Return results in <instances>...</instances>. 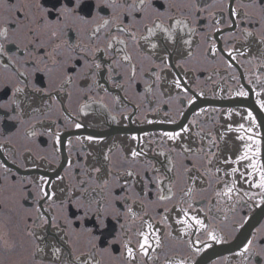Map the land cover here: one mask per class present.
Listing matches in <instances>:
<instances>
[{"label":"flooded vegetation","instance_id":"af4514ba","mask_svg":"<svg viewBox=\"0 0 264 264\" xmlns=\"http://www.w3.org/2000/svg\"><path fill=\"white\" fill-rule=\"evenodd\" d=\"M171 2L178 10L186 0ZM241 2L198 0L195 18L189 16L188 23L195 31L190 33L183 25L174 30L173 43L167 47L170 52L175 49V54L167 67L160 64L162 50L153 59H145L146 42L141 41L137 51L127 36L115 33V25L101 28L94 46L101 49L96 56L104 69L97 73L95 84L82 75L84 53L79 49L72 53L62 45L64 39L89 45L91 29L100 25L101 17H111L110 9H98L97 0H81L79 8L76 0H8L0 6V29L8 33L7 38L0 37L4 48L0 52V148L4 149L0 150V190H7L14 198L9 203L18 202L16 223L0 229V264H32V244L25 236L31 221L26 224L24 216L27 212L35 215L37 209L50 218L57 217L62 226L65 216L72 220L68 231L75 229L78 234L74 237L76 250L64 244L65 253L87 254L95 243L93 259L99 264H129L123 245L128 242L135 250L136 233L148 231L146 223L157 231L162 246L157 248L149 233L152 247L148 256L137 254L130 264H264L261 256L245 260L236 255L248 240L255 239L264 247L260 244L264 240V190L252 186L264 171V45L258 43L264 24L258 15L232 16L231 10ZM153 6L164 11L167 4L154 0ZM62 8H75L88 23L65 18ZM36 18L43 22L42 47L34 43L30 56L20 34L34 28ZM164 22L170 23L166 18ZM144 23L148 21L137 24L136 31L146 35ZM50 30L57 31L55 40L49 39ZM245 30L253 33L247 40ZM109 31L127 39L126 49L113 41V48L103 51ZM185 39L193 41L190 49L182 44ZM150 40L161 49L165 45L159 30ZM57 43L61 45L62 65L51 77L34 71L36 57H45ZM182 47L192 52L191 58L180 56ZM125 54L131 61L123 60ZM39 67H44L42 62ZM60 68L73 77L63 92L59 90ZM153 72L162 77L159 86ZM175 80L180 81V88ZM24 81L28 94L16 97L21 100L17 110L10 101L14 88L24 87ZM32 86L57 97L44 117H32V108H41L47 100L33 95ZM241 90L247 95H238ZM41 119L43 124L38 123ZM76 123L82 127L76 128ZM49 125L53 135L48 134ZM28 131L36 135L29 136ZM165 133L180 135L170 140ZM89 136L93 141L87 139ZM245 145H251L247 151L252 159L235 162ZM133 149L143 152L135 161L130 155ZM106 154L108 160L104 159ZM253 161L256 171L248 167ZM97 167L101 172L93 173ZM233 168L237 171L232 172ZM129 170L136 174L133 178L124 175ZM41 177L46 183H41ZM89 177L108 180L107 189L95 188ZM191 177H196L195 183ZM233 184L230 195H217ZM40 187L54 191L61 206L50 207L48 200L40 198ZM190 187L193 190L189 193ZM161 195L167 198L161 200ZM129 207L136 217L128 213ZM191 217L202 220L205 228H198ZM100 219L104 220L103 228L99 227ZM178 219L186 223H177ZM84 230H91L96 239ZM209 231L221 242L209 239ZM62 235L49 228L47 238L60 241ZM5 240L14 244L11 250L3 247Z\"/></svg>","mask_w":264,"mask_h":264},{"label":"snow or ice","instance_id":"6c2138e0","mask_svg":"<svg viewBox=\"0 0 264 264\" xmlns=\"http://www.w3.org/2000/svg\"><path fill=\"white\" fill-rule=\"evenodd\" d=\"M8 0H0V6H4ZM154 0H97V8L102 10L104 8L111 10V17L110 18H103L101 17V23L97 27L91 29L92 35L89 37V45H84L79 41L76 44H71L70 39L63 40V47L69 49L70 52L75 53L77 49H79L82 53H84V60H85V67L83 69V77H90L92 79V84L96 83L95 77L97 73L101 72L104 69V65L101 62H98V58L96 56L97 52H100L101 49L99 47L94 46V40L99 39V32L101 28H108L110 25H115V33L122 34L127 36L132 43L135 45L137 51H140V42L144 41L147 43V52L142 53L145 59H153L154 56L159 54V52L163 51V56L160 59V64H163L167 67V61H170L171 55L175 54V49L171 52L169 51L167 45L173 43V34L174 30L177 29L178 26L183 25L185 28H188L189 23V16L195 18V15L198 11V0H186L179 9L177 10L176 5L171 2V0H165L167 7L164 11H160L159 9L153 6ZM81 5V0H76V8H79ZM23 7V5H21ZM39 7V5H37ZM243 10V11H241ZM62 15L67 17H73L76 20H79L83 23H88V21L81 16L76 14L75 8H62L61 10ZM231 14L234 17H245V18H252L255 16H259L260 21L264 24V0H242V2L238 5V8H233L231 10ZM170 21V23L166 24L164 19ZM126 21H130V23H126ZM144 21H148V23H144V31L146 35L143 33H138L136 31L137 24L143 23ZM35 27L28 28L27 31L22 32L20 34V39L26 41L24 43V48L28 50V55L33 54V50L31 46L36 43L38 47H42L39 45V39L42 33L40 32V26L43 23L39 18H36ZM20 27L22 28L23 25L21 24ZM45 27H49V25H45ZM157 30L163 34L165 39V45L161 49L157 43L152 42L150 40L151 37L156 36ZM190 33L194 32L195 29L188 28ZM113 34L109 31L107 36V42L104 46L103 51L107 52L108 50L113 48V41H116L117 44L125 45V49L127 46V39H120L119 35ZM7 29H0V37L7 38ZM49 39L55 40L58 33L55 30H50L47 32ZM243 36L245 40L248 37L253 36V33L249 30H245L243 32ZM193 41L190 39H185L182 41L183 45L188 46L191 48ZM258 43L264 45V34H262L259 39ZM61 45L59 43L52 45V50L45 56V57H36V65L34 66V71H44L45 74L49 75L50 77L57 71L58 67L63 63V57L59 53V48ZM125 49H121V51H125ZM250 49V45H249ZM4 50L3 44L0 43V52ZM248 50V49H246ZM180 56L184 57L185 55L188 58L192 57V52L189 50L185 52L183 47L180 49ZM244 52H241L243 55ZM231 55V53H230ZM91 57V58H89ZM132 57L129 54H125L123 56L124 61H131ZM49 61L51 62L49 64ZM43 63L44 67H39L40 63ZM115 63L119 64V61H114ZM155 67V63L153 64ZM60 71L63 73L62 79L60 80L59 90L63 92L66 86H69L73 83L72 75L65 71L63 68H60ZM109 72V76L111 77L112 68L109 67L107 69ZM136 68L133 65L131 68L132 78H135ZM152 75L155 77V81L157 86H159L162 77L159 72H153ZM175 86L177 88L181 87L180 81H174ZM92 84H89V90L92 88ZM26 88H28L27 81H24V87L17 85L13 90V97L10 101V105H14L15 109L20 110L21 108V100L16 99L18 95L20 96H27ZM32 94L36 95L39 94V97L42 101L47 100L42 103L41 108L44 109V112L41 111V108L34 107L32 108V117L36 115H40L44 117L46 112L50 109L51 102L56 101L57 97L54 92H48L35 86H32ZM240 96H246L247 93L241 90L237 93ZM3 107V105H0ZM261 107L264 108V102H261ZM31 118V117H30ZM249 120L252 118V114L249 113L248 117ZM12 119H17L16 116H13ZM23 120V117H20ZM38 123L43 124L44 120L41 119ZM34 127V125H30V128ZM76 128L82 127L80 123L75 124ZM231 129V126H229ZM240 129L244 128V125L241 124L239 126ZM185 132L188 129H184ZM251 131V129H248ZM48 134L53 135L51 131V127L49 125ZM27 135L34 136L36 135L35 131H28ZM165 136L168 137L170 140H175L179 137V133H165ZM89 141H93V137H87ZM132 139H136V137H132ZM238 139H243V137H238ZM249 140H252V137H248ZM253 143H259L258 141L252 140ZM251 148V145H245V151L236 158L235 162H240L244 160L252 159L248 155V149ZM0 150H4L0 148ZM187 150V149H186ZM29 151V150H26ZM131 158L133 161L137 160V158L143 155L142 151H137L133 149L130 153ZM255 155V154H254ZM105 160H108L109 157L106 154L104 157ZM232 162V161H225V163ZM2 167V165H0ZM248 167L252 168L254 171L257 170L256 163L253 161L248 165ZM232 172H236L237 170L233 168ZM93 173H100L101 168H93ZM111 172V169H109ZM129 178H133L136 174L129 170L124 173ZM248 175H251L249 173ZM90 180L95 181V188L104 191L107 189L108 180L99 181L95 177H89ZM193 183H195L196 177H191ZM29 183H34L30 181ZM41 183H46L44 178L41 177ZM22 186V185H21ZM128 186V185H125ZM253 187H258L264 190V171L260 172V179L259 182L252 185ZM130 187V186H129ZM235 188V185L231 188H228L224 193H217V195H230ZM193 189L190 187L188 192L190 193ZM38 193L40 194V198L46 199L50 202V207H60V204L56 203L55 197L56 193L49 192L45 188H38ZM161 200L166 199L167 197L161 195L159 197ZM10 199H14L10 196L7 190H0V229H2L7 224H14L17 220V209L15 207V203H9ZM83 200V196L80 197ZM123 199V198H121ZM91 204V200H89V206ZM128 213L131 214L133 217H136V213L133 212L132 208H128ZM183 211V210H181ZM99 215V211L97 212ZM184 215L187 216V212H184ZM194 223L198 226V228H205L204 222L196 217H191ZM24 220L26 224L31 221L30 226L27 227L25 231V236L30 238L32 244V251H31V258L32 264H99V261H95L93 259L94 253L97 251L96 244L93 243L91 249L87 254L81 252L77 255H72L71 253H65L64 244L69 245L72 248L73 252H75V243L74 237L78 234L76 233L75 229H72V232H69L68 229L72 228V220L68 219L67 216L64 217L66 221L65 225L62 226L60 221L54 215L50 218L46 213L41 212L39 209L36 210L35 215L31 212H27L24 216ZM99 227H104V220H99ZM177 223L185 224L186 221L184 220H177ZM146 228L148 231H138L136 235L139 237L137 241V247L134 250L133 247L129 246V243H124L123 247L126 251L127 261L130 262L135 259L136 255L139 254L141 256H148L149 249L152 245L149 242V233L151 235V239L154 241L156 247H161L162 242L160 236L157 234V231L153 229L151 223H146ZM51 228L53 230H58V232H63V235L60 237V241L56 240H48L47 233L48 229ZM207 231V229H205ZM87 234L92 238L94 241L96 239L95 236H92L91 230H84ZM183 232V229L181 230ZM209 239L214 240L216 243L221 242V238L215 235L213 232H208ZM0 239H3L2 233H0ZM260 244H264V240H261ZM3 247L6 250H11L14 247V244H10L7 240L4 241ZM153 251L155 249H152ZM200 251V249H197ZM71 255V259H67V256ZM237 256L243 257L245 260H250L252 256H261L264 257V247H260L255 241V239L248 240V242L244 245L243 249L236 254Z\"/></svg>","mask_w":264,"mask_h":264}]
</instances>
